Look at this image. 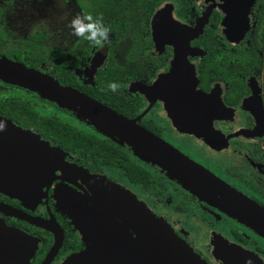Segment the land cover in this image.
Segmentation results:
<instances>
[{
  "label": "flooded vegetation",
  "instance_id": "obj_1",
  "mask_svg": "<svg viewBox=\"0 0 264 264\" xmlns=\"http://www.w3.org/2000/svg\"><path fill=\"white\" fill-rule=\"evenodd\" d=\"M74 1L77 14L85 15L82 6ZM143 14L146 24L135 51L129 38L116 43L114 33L102 46L89 51L79 45L82 38L75 36L69 48L50 49L47 14L34 16L28 5L25 10L19 2L12 5L7 0L5 6L0 5V37L4 39L0 58L44 74H48L50 66L46 61H33V51H57L64 63L72 59L78 91L129 119L140 117L141 127L264 207V0H255L249 7L243 1L212 5L206 0H157ZM227 18L232 21L227 30L235 32L234 36L221 31ZM201 23L202 32L194 34ZM62 38L66 41L65 32ZM136 65L135 77H131L132 73L129 76L130 66ZM114 68L125 71L122 80L114 79ZM110 83L118 84L117 91L108 87ZM35 95L0 81V116L33 131L24 127L9 102L19 100L35 107L32 100H39ZM80 126L82 131L96 135L87 123ZM109 142L107 150L122 152L116 160L110 152L101 157L103 152L97 149L90 156L63 150L76 174L66 177L70 182L54 180L29 207L0 194L2 204L44 221L55 219L63 242L49 264H60L86 247L82 231L59 209L54 198L58 186L82 196L85 192L92 195L80 169L133 194L208 264H224L213 245V241L223 244L222 238L257 254L264 262L263 238L200 201L158 166L134 156L127 145ZM56 176L63 174L57 171ZM88 214L83 213L77 224L84 218L86 225ZM0 220L35 240L30 264L45 263L55 245V234L1 212Z\"/></svg>",
  "mask_w": 264,
  "mask_h": 264
},
{
  "label": "water",
  "instance_id": "obj_2",
  "mask_svg": "<svg viewBox=\"0 0 264 264\" xmlns=\"http://www.w3.org/2000/svg\"><path fill=\"white\" fill-rule=\"evenodd\" d=\"M206 1L212 5L221 1H229L230 4L243 1L249 7L255 0ZM231 24V19L227 18L221 25L222 33L228 37L235 34L227 30ZM202 27L203 23L199 24L194 34L202 32ZM172 75H169V80ZM0 81L37 94L41 99L74 114L108 140L121 146L127 145L134 156L158 166L200 201L264 239V207L141 127L138 124L140 117L129 119L88 95L61 85L52 76L5 57L0 58ZM0 121L7 125L6 130L0 132V194L18 199L29 207L36 195L44 188L49 189L54 180L70 182L66 177H73L76 168L66 162L67 154L61 147L52 146L40 135L15 125L5 117L0 116ZM189 131L199 139H205V136ZM66 169L72 170V174H68ZM57 171H61L63 176H56ZM79 171L92 195L85 192L82 196L74 190L58 186L54 198L59 209L82 231L86 247L60 264H208L167 222L158 218L133 194L105 178L81 169ZM0 212L56 235L55 245L44 263L49 264L63 242V233L55 219L51 217L50 221H44L34 218L2 203ZM83 213H89L85 217L86 225L84 218L77 224ZM99 226H102L101 230H98ZM222 241L223 244L213 241L221 263L264 264L257 254L224 238ZM35 250L36 242L32 237L0 220V264H30Z\"/></svg>",
  "mask_w": 264,
  "mask_h": 264
},
{
  "label": "trees",
  "instance_id": "obj_3",
  "mask_svg": "<svg viewBox=\"0 0 264 264\" xmlns=\"http://www.w3.org/2000/svg\"><path fill=\"white\" fill-rule=\"evenodd\" d=\"M82 6L85 15H92L93 18L97 16L102 17L106 27L110 29V33L115 34V42L129 38L133 43V50L138 48L140 41V33L145 27V15L143 11L148 12L153 3L157 0H76ZM109 33V34H110ZM0 37V49L4 39ZM83 49L91 50L94 46L90 41L82 39L79 43ZM33 61H46L50 66L48 74L56 79L61 85L72 87L76 90L79 88L75 85V68L72 59L67 62L60 60V54L57 51L42 52L33 51ZM73 54L70 55L73 58ZM137 65L129 69V76L135 77ZM121 70V71H120ZM114 68V79L122 80L123 72L120 68ZM123 71V72H122ZM132 73V74H131ZM137 73V72H136ZM131 74V75H130ZM117 76V78H116ZM131 79V78H130ZM78 88V89H77ZM12 108L20 116V122L39 134H41L46 141L52 145L59 146L63 150L72 153L73 155L90 153L97 149L103 152L101 157H105L108 152L111 153L113 159L118 158V154L122 153L118 149L111 148L107 150V146H111L110 142L105 138H99L95 135H90L79 128L74 127L68 122L63 121L58 116H44L35 107H30L26 103L19 100L9 102Z\"/></svg>",
  "mask_w": 264,
  "mask_h": 264
},
{
  "label": "rangeland",
  "instance_id": "obj_4",
  "mask_svg": "<svg viewBox=\"0 0 264 264\" xmlns=\"http://www.w3.org/2000/svg\"><path fill=\"white\" fill-rule=\"evenodd\" d=\"M3 2H4V0H0V4H2ZM6 2H7V0H5V4L3 6L6 5ZM16 2H19L20 4H22L24 6L25 10H26V7L28 5V10L31 11L34 14V16L35 15L40 16L41 13H43V16H45L47 14V16H48L47 21L50 20V21H48V24H47V30L49 32L47 45L50 49H62V48H69L70 47L69 45L73 42L74 35H72L71 25L68 23L67 20L59 21L58 19H56L59 15L63 14V10H61L60 8L57 7L56 0H42V2H41V0H30V2H29V0H17ZM7 10L8 9L6 8V12H7ZM67 12L70 13L69 20L71 18V15L77 14V5L75 4L74 0H70V2L68 3ZM63 32H65V40L66 41H64L62 38ZM36 95H35V97H36ZM39 100H41V101H39ZM39 100L38 99L32 100V102L34 103V106L36 107V109L41 114H43L44 116H53V115L58 116L63 121L68 122L71 125H73L74 127L80 129V127H81L80 123H82V121L78 120L74 114H72L68 111L62 110L56 104L51 105V104H53L51 102H49L51 104L45 105L42 102L43 99H41L40 97H39ZM94 132L96 133L95 136H98L99 138L107 139L103 135L99 134L95 129H94ZM108 141H111V140H108ZM111 142H113V141H111Z\"/></svg>",
  "mask_w": 264,
  "mask_h": 264
},
{
  "label": "clouds",
  "instance_id": "obj_5",
  "mask_svg": "<svg viewBox=\"0 0 264 264\" xmlns=\"http://www.w3.org/2000/svg\"><path fill=\"white\" fill-rule=\"evenodd\" d=\"M69 2L70 0H56L57 7L63 10V14L59 15L56 19H58L59 21L67 20L71 25L72 35L76 37L86 39L96 46H102L105 42H107L109 40L110 29L105 26L102 17L97 16L96 18H93L92 15L88 14H75L71 15V18L69 20L70 13L67 12V5ZM8 3L14 5L16 3V0H8ZM4 4L5 0L0 5ZM108 87L113 92H115L118 89V84L110 83ZM6 128V122L0 121V132L5 131Z\"/></svg>",
  "mask_w": 264,
  "mask_h": 264
},
{
  "label": "bare ground",
  "instance_id": "obj_6",
  "mask_svg": "<svg viewBox=\"0 0 264 264\" xmlns=\"http://www.w3.org/2000/svg\"><path fill=\"white\" fill-rule=\"evenodd\" d=\"M66 172H67L68 174H72V170H69V169L67 170V169H66ZM101 228H102V226H99V227H98V230H101Z\"/></svg>",
  "mask_w": 264,
  "mask_h": 264
}]
</instances>
